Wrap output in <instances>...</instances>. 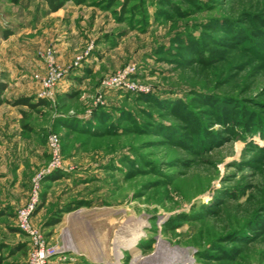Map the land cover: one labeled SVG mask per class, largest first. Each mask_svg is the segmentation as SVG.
<instances>
[{"label":"rangeland","instance_id":"1","mask_svg":"<svg viewBox=\"0 0 264 264\" xmlns=\"http://www.w3.org/2000/svg\"><path fill=\"white\" fill-rule=\"evenodd\" d=\"M57 1L54 11L46 0H0L9 100L25 91L17 75L36 97L46 60L66 69L83 57L47 106H0V264L26 262L16 212L50 164L51 137L66 172L39 181L30 218L47 248L65 251L48 264L112 263L131 218L147 225L142 258L161 248L189 258L175 264H264V0ZM128 67L143 92L104 89ZM70 75L75 92L59 96ZM95 111L104 114L90 130L66 125Z\"/></svg>","mask_w":264,"mask_h":264},{"label":"built area","instance_id":"2","mask_svg":"<svg viewBox=\"0 0 264 264\" xmlns=\"http://www.w3.org/2000/svg\"><path fill=\"white\" fill-rule=\"evenodd\" d=\"M83 57L76 58L66 69H58L53 67L52 63L47 60V74L39 78V92L36 95L37 99L47 100L52 95L53 88L59 83L63 77L67 76L72 70H76L82 64ZM131 68H126L120 73L111 75L103 82L104 89H113L125 92L139 93L143 89L130 82L132 77ZM147 92V90L145 91ZM48 145L51 151L50 164L39 173L38 178L33 180V187L30 190L28 203L17 210L16 212V228L28 237V256L25 264H48V260L54 255H62L65 251L47 248L46 242L39 231L31 225L30 218L40 203L39 181L43 177H48L55 172H66L59 157V147L55 137L48 140Z\"/></svg>","mask_w":264,"mask_h":264},{"label":"bare ground","instance_id":"3","mask_svg":"<svg viewBox=\"0 0 264 264\" xmlns=\"http://www.w3.org/2000/svg\"><path fill=\"white\" fill-rule=\"evenodd\" d=\"M147 227L144 220H138L135 218L129 219L125 224H123L116 232L115 237L112 240L113 246V257L114 261L112 263L105 264H122V259L124 257V252H129L132 255L131 264H140L149 261V264H175L187 262L188 257L182 252H178L174 249H165V254L162 256L161 248H157L156 253L149 258H142L137 254V247L145 236V228ZM68 249L77 251L76 246L70 244ZM160 250V251H159ZM99 261H102V257H97Z\"/></svg>","mask_w":264,"mask_h":264},{"label":"trees","instance_id":"4","mask_svg":"<svg viewBox=\"0 0 264 264\" xmlns=\"http://www.w3.org/2000/svg\"><path fill=\"white\" fill-rule=\"evenodd\" d=\"M12 1L13 2H17V0H12ZM46 2L49 4L50 9L54 10V11L58 10L60 8V6H61V3H59L57 0H46ZM6 89H7V84L5 82L0 81V106L2 104L6 103V104H9V105H13V106L22 105V106L28 107L29 109H35L36 107H39V106H47L48 105L46 100H44V99H36V101H32L33 100L32 97L31 98H19V99H14V100H8V99H6L4 97V93H5ZM73 93H74V91H72L71 93H68V95L72 96ZM123 93H129V92H125L124 91ZM162 102H164V101H162ZM168 102H169V100H167V102H164V103L168 104ZM173 102H174V104H173L174 106L177 105V107H178V105H179L180 107H178V108H180V109L184 108L183 103L179 102L178 100L173 101ZM159 103H161V102H159ZM173 105H172V107H173ZM185 110H187V109H185ZM103 114H104L103 111H95L93 113V119L91 118L89 120L81 121L80 119H73L72 118V119L69 120V123L66 124V125H70V126L72 125V127H74L76 130L77 129L80 130L81 128H86V129L90 130L91 127L94 126V124H93L94 121L93 120H96V119L100 120L101 116ZM61 173L62 172H55L52 175L48 176L47 178L48 179H59ZM39 206H40V204L37 206V208ZM65 207L63 208V210L68 209L67 207L66 208ZM57 216H60V215L58 214ZM59 220H60L59 218H56L53 221H52V219H50V220L47 221L46 224L49 225V226L50 225H54V224L58 223ZM16 230L18 231L17 228H16Z\"/></svg>","mask_w":264,"mask_h":264},{"label":"crops","instance_id":"5","mask_svg":"<svg viewBox=\"0 0 264 264\" xmlns=\"http://www.w3.org/2000/svg\"><path fill=\"white\" fill-rule=\"evenodd\" d=\"M38 64L41 66V69L43 68V70H44V66L42 65V63L41 62H38ZM87 68V67H86ZM86 71V69H84L83 70V72H85ZM70 80H68V84H64V85H60L59 87H58V92L60 93V95L59 96H63V95H65V94H68V93H71L72 92V90H74V92H75V90L76 89H73L74 88V84L73 85H71L72 83H76V81L79 83L80 82V79H77L76 80V78L73 76V75H70L69 77H68ZM15 84L14 85H18V86H21L22 88H23V90H25L24 92L23 91H18L16 94H14L12 97V99L14 100V99H19V98H33V100L32 101H36V97H35V94L34 93H32V91H34L33 89H36L34 86H31V85H26V83H25V81L20 77V75H17V77H16V79L13 81ZM27 82V81H26ZM11 84H9V86H10ZM34 87V88H33ZM31 91V92H30ZM4 97L6 98V99H11V98H9L8 96H6V95H4ZM76 117H79V116H76ZM77 119V118H76ZM0 129H1V127H0ZM3 133H1V131H0V138H1V135H2ZM8 154V149H7V147L6 146H4L3 144H0V158H4L5 157V155H7ZM8 204H9V206L11 205V206H14L13 205V203H11V202H9V203H2L1 204V207H3V206H8ZM39 204H41V200H40V203ZM61 207L62 206H64V205H60ZM39 212H42L43 211V208H41L40 210H38ZM38 212V213H39ZM37 213V214H38ZM68 214V213H67Z\"/></svg>","mask_w":264,"mask_h":264}]
</instances>
